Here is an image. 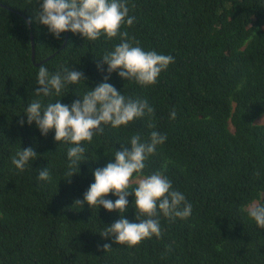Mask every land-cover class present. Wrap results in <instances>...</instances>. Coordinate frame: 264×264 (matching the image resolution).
<instances>
[{"label":"trees","instance_id":"obj_1","mask_svg":"<svg viewBox=\"0 0 264 264\" xmlns=\"http://www.w3.org/2000/svg\"><path fill=\"white\" fill-rule=\"evenodd\" d=\"M128 7L135 24L121 31L174 62L149 86L112 73L108 82L118 92L147 100L154 114L119 128L102 125L103 134L82 143L84 159L71 177L72 145L55 142L54 130L41 136L27 125L25 110L36 100L70 105L102 83L107 65L102 73L97 64L122 41L72 32L58 40L35 22L38 0H0V264H264V229L247 211L264 205V0H128ZM40 66L50 74L81 71L88 82L37 97ZM152 131L167 139L133 174L130 190L138 178L160 173L183 193L191 215L161 213L153 218L160 237L105 253L111 240L100 235L120 213L74 202L83 200L96 169L115 162L121 145L130 147L136 134L147 141ZM28 147L37 156L18 170L12 158ZM48 166L50 179L39 180L38 170ZM134 199L123 214L129 222H136Z\"/></svg>","mask_w":264,"mask_h":264},{"label":"clouds","instance_id":"obj_2","mask_svg":"<svg viewBox=\"0 0 264 264\" xmlns=\"http://www.w3.org/2000/svg\"><path fill=\"white\" fill-rule=\"evenodd\" d=\"M35 22L46 26L49 33L56 39L61 34L72 32L80 34L85 40L95 41L101 35L109 39L120 37L121 43L113 50L105 52L97 64V70L104 72L107 65V75L103 82L88 90L74 100L70 105L62 104L61 100L42 106L36 100L28 104L25 110L27 125L35 124L41 136L47 137L50 131L55 132V142L72 145L68 148V175L74 174L71 169L78 166L84 159L86 149L83 142H91L96 134H103L102 125L112 128L127 126L134 119L151 117L154 109L145 99H132L118 92L108 81L113 72L126 81H135L142 86L156 83L160 73L174 62L171 55L158 54L155 51H145L134 38H129L127 31H121L123 25L133 27L135 18L129 16L128 0H38ZM32 21L30 20L29 23ZM87 81L83 72L64 69L63 74H50L45 66H40L37 76V97H49L53 93L59 96L68 84ZM172 119L176 112L170 113ZM264 120V118H262ZM261 120V121H262ZM21 119L19 125L23 127ZM154 128V124H149ZM167 137L157 131H152L147 141L142 142L140 134L130 138V147L121 145L114 153V163L109 162L103 168L96 169L92 175L94 183L83 195V200L74 203L90 208L102 206L107 212L120 213V219L104 228L101 237L110 239L102 250L106 253L112 245L137 246L141 241L152 236H161L159 219H153L163 214L170 219H185L191 215V204L185 201L183 193L173 190L171 181L160 173H153L135 181L133 174H140L145 168V161L154 154L158 145H162ZM37 152L34 147L20 150L12 158L16 169L23 171L29 161L34 160ZM38 179H50L49 166L38 170ZM70 181V180H69ZM117 197L115 201L105 199L109 194ZM134 196L136 222L124 218L128 209V197ZM248 215L256 225L264 229V205L251 204ZM141 217H147L141 219Z\"/></svg>","mask_w":264,"mask_h":264},{"label":"water","instance_id":"obj_3","mask_svg":"<svg viewBox=\"0 0 264 264\" xmlns=\"http://www.w3.org/2000/svg\"><path fill=\"white\" fill-rule=\"evenodd\" d=\"M32 60L35 63L36 62V51H35V43L32 41ZM41 63H38L40 65Z\"/></svg>","mask_w":264,"mask_h":264},{"label":"rangeland","instance_id":"obj_4","mask_svg":"<svg viewBox=\"0 0 264 264\" xmlns=\"http://www.w3.org/2000/svg\"><path fill=\"white\" fill-rule=\"evenodd\" d=\"M130 29V31L132 30V28H129ZM264 198V193H262V197L261 198H259V199H263Z\"/></svg>","mask_w":264,"mask_h":264}]
</instances>
